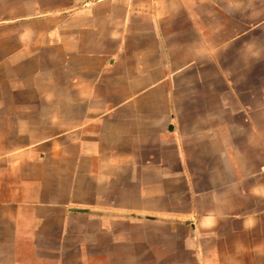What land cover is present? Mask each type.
<instances>
[{
  "label": "crops",
  "instance_id": "1",
  "mask_svg": "<svg viewBox=\"0 0 264 264\" xmlns=\"http://www.w3.org/2000/svg\"><path fill=\"white\" fill-rule=\"evenodd\" d=\"M137 248L264 264V0H0V264Z\"/></svg>",
  "mask_w": 264,
  "mask_h": 264
},
{
  "label": "rangeland",
  "instance_id": "2",
  "mask_svg": "<svg viewBox=\"0 0 264 264\" xmlns=\"http://www.w3.org/2000/svg\"><path fill=\"white\" fill-rule=\"evenodd\" d=\"M141 256H142L141 249L140 248L134 249V261H133V264H139ZM137 261H138V263H137Z\"/></svg>",
  "mask_w": 264,
  "mask_h": 264
}]
</instances>
